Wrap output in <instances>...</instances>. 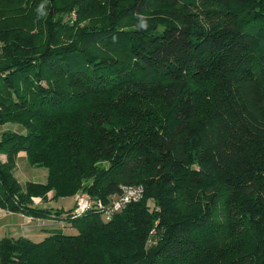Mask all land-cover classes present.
<instances>
[{"label": "trees", "instance_id": "16d2710c", "mask_svg": "<svg viewBox=\"0 0 264 264\" xmlns=\"http://www.w3.org/2000/svg\"><path fill=\"white\" fill-rule=\"evenodd\" d=\"M8 122L1 208L143 194L62 217L75 234L5 236L0 264H264V0H0ZM20 151L45 183H19Z\"/></svg>", "mask_w": 264, "mask_h": 264}, {"label": "rangeland", "instance_id": "374dc122", "mask_svg": "<svg viewBox=\"0 0 264 264\" xmlns=\"http://www.w3.org/2000/svg\"><path fill=\"white\" fill-rule=\"evenodd\" d=\"M160 15H155L154 13L145 14L143 17L145 18H157ZM66 19L71 18L74 19L75 14L74 12L70 13L69 16L65 15ZM89 22L84 21L80 23V26H86ZM10 123V122H8ZM12 124V123H11ZM8 124L9 130L12 131H19L23 130L24 128L19 125L18 123H13L17 125H11ZM16 178L19 182L24 183L27 180H34L38 181V183H45L47 180V170L44 167H32L26 159L20 158L17 162V169H16ZM80 194L79 191L74 193L72 196H59L57 199H51L52 192H49L47 194V200L41 201L38 198H33V204L39 207H46V208H53V209H64L68 210L71 207H74L75 204V197L76 195ZM87 195L92 201V199L87 193H81ZM64 214H67L66 212H62L61 215H59V218L57 219H49L45 220V224L38 226V219L37 217H31L29 215L26 216H20V215H10V213L4 214L0 210V239L3 237H12L16 238L18 236H25L29 235L28 237L33 241H38L42 239L40 236L43 235V233H46L48 235L49 233V226L48 223L52 224L53 226L51 228H60L62 229L63 233L68 234H75L77 233V229L74 227H71L70 225L64 224V219L62 218ZM51 216H57V215H51ZM102 220H106L107 218L104 215H101ZM64 224V225H63Z\"/></svg>", "mask_w": 264, "mask_h": 264}, {"label": "built area", "instance_id": "2783aa9c", "mask_svg": "<svg viewBox=\"0 0 264 264\" xmlns=\"http://www.w3.org/2000/svg\"><path fill=\"white\" fill-rule=\"evenodd\" d=\"M143 194V189L140 185H124L121 186V191L117 196L111 197L108 203H103L100 200H91L85 194H78L75 197V204L72 210L62 215L63 217H77L90 209L99 211L106 218H110L112 214L119 212L124 206L130 202L138 201ZM32 217V216H31ZM33 218V217H32ZM38 226L45 224V220L56 219L55 217L41 218L37 217Z\"/></svg>", "mask_w": 264, "mask_h": 264}, {"label": "crops", "instance_id": "0c3cea01", "mask_svg": "<svg viewBox=\"0 0 264 264\" xmlns=\"http://www.w3.org/2000/svg\"><path fill=\"white\" fill-rule=\"evenodd\" d=\"M8 124H11V123H5V124H3V125H0V137H1V134H2L3 132L9 130V127L7 126ZM11 125H17V124H13V123H12ZM15 131H16V130H15ZM16 132L23 133V130H19V131H16ZM20 158H24V159H26V154H25L24 151H20V152L17 154V158H16V161H15V169H14V175H15V177H16L17 162H18V160H19ZM0 160H1L2 162H4V161L6 160V155H4V154H0ZM32 167H34V166H32ZM16 179H17V178H16ZM27 181L38 182V181H34V180H27ZM25 182H26V181H25ZM25 182H24V183H25ZM19 183H21V182H19ZM21 184H23V183H21ZM0 210H1L4 214L10 213V215H14V214H15V215H20V216H26V215H24V214H22V213H19V212H11V211H8V210H6V209H4V208H1V207H0ZM64 224H66V223H64ZM64 224H63V225H64ZM47 225L49 226V228H51V227L53 226V223H52V224L48 223ZM53 228H54V227H53ZM45 235H46V233H43V235H41L40 237L43 238ZM20 236H21V235H20ZM28 236H29V235H25L24 237L29 238Z\"/></svg>", "mask_w": 264, "mask_h": 264}, {"label": "clouds", "instance_id": "9594fccd", "mask_svg": "<svg viewBox=\"0 0 264 264\" xmlns=\"http://www.w3.org/2000/svg\"><path fill=\"white\" fill-rule=\"evenodd\" d=\"M138 21H139V23H138V25H137L138 29L141 30V31L147 30V28H148L149 26H148V24H147V20H146V18L143 17V16H139V17H138Z\"/></svg>", "mask_w": 264, "mask_h": 264}]
</instances>
